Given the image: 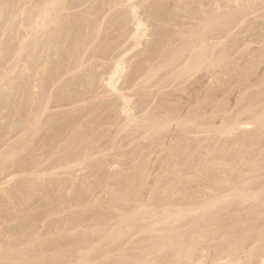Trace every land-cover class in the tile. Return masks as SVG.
Here are the masks:
<instances>
[{
  "label": "rangeland",
  "instance_id": "rangeland-1",
  "mask_svg": "<svg viewBox=\"0 0 264 264\" xmlns=\"http://www.w3.org/2000/svg\"><path fill=\"white\" fill-rule=\"evenodd\" d=\"M1 1L2 0H0V3ZM17 1L18 0H13L12 2L10 0V4H8L6 3L7 0H5V8L2 4V6H0L3 7L0 11L5 10L4 12L2 11L3 15L0 12V26L2 25L0 27V30H2L0 31V62L2 63H0V72H3L0 73V87L2 86V88L7 89V91L5 90L4 92V89L2 90L0 88V252L4 253L11 249L9 252L12 254L17 253L16 255L18 259L3 260L0 258V264H16V261L18 264H119L120 262V264H160L161 261V264H178L179 257L177 255V249H173L177 248L174 245L177 241L175 237L179 232L176 231L178 230V226L176 225H179L180 223L178 213L174 212L173 214V211H176L177 206L179 205H176L177 203L175 204V202L181 204V195L184 194L185 196L183 197H186L190 196L189 194L194 195L193 193L196 192L193 191H198L199 179L197 180L196 178L198 174L200 176L202 172L205 176L207 175L211 178V171L216 170L219 172L220 168H218L219 165L217 164H219V160L223 157L221 152L224 149H227L229 144L227 141H229L228 139H230L231 136H233V138L230 142H233L238 131L239 138H242L244 135L248 134L246 132L249 130L251 135L254 136L255 134L254 137H258L256 136V134L258 135V131L256 130L262 123L258 122L260 119L258 120L257 116L260 118L264 114L263 112L262 115H257L258 113H261L262 109L264 110V107L262 108L264 101L261 99H264V94L261 96L260 93L261 89L264 90V0H127L129 2L119 0V3L122 2L121 4H118L117 2L116 4L114 2L117 0H112V2L114 1L112 4H116V6H110V0H108L109 6L106 4L107 0H90V2L89 0H67L66 2L64 1L65 8L67 6L66 10L63 6V11L59 9L60 12L62 11L61 14H68V21L66 15H62L63 20L65 18L67 23L64 24V22H62L61 14H59L56 17L59 16L61 18L59 20L61 21L56 23L59 21L57 19L54 21L56 24L51 23L50 25L49 22L41 21V16L36 17L37 14L34 16V12L37 10L35 7L41 6L42 4L44 5L47 0ZM77 2L81 3L78 4ZM132 2L135 3L137 8L139 5L137 11L138 13L140 12L139 15L141 17L139 15L137 17L141 18V20L144 18L142 22H146V24L142 23L145 24L143 25L145 29H142L143 31L140 30V34L139 32H136V21L133 22L137 17L131 19L137 14L131 13L134 10L132 9L131 11ZM34 4L36 6H34ZM45 5L47 6V4ZM18 8L20 10L15 11V9ZM39 10L38 15H40ZM5 14H8V17H6L7 15ZM131 14L133 17H131ZM18 15L21 16L19 17ZM96 15H98V17ZM9 17L13 18L11 19ZM93 17L94 20L96 18L97 21H99L97 18H101L100 22H103V24L101 25V23L97 21H95V23ZM39 18H41V20ZM4 19H6V21ZM85 20L87 22L92 20L90 23H95L96 25L99 23L102 29H104L101 30L104 32H100L98 24L95 28L97 27L99 31L94 29L96 31L95 33L92 27L95 24L87 25L85 24L87 23ZM35 21L40 25L42 24L41 31L38 29L39 26L36 25L37 23H35ZM1 22L3 23L1 24ZM8 22L9 24H7ZM18 23L19 25H17ZM31 23L33 24V28L31 27ZM60 23H63L62 25L64 26ZM34 24L37 27L34 26ZM50 26L53 27L52 30L54 34H58L57 32L62 29V32H59L62 35L60 36L58 34V36H60V41L57 40L58 46L55 45L56 43L54 41L52 43H49L48 41L47 43L49 45L45 42V35L47 34L45 29L48 31L49 29L51 30ZM61 26L62 28H59ZM35 27L37 29H35ZM43 28L45 29L42 32ZM86 28L89 33L86 32ZM89 28H92L96 36L99 37L97 39L93 34V39H95V41L91 39L93 37L92 35L90 37V34H92L93 31L91 30L92 32L90 33ZM55 29L58 30L55 31ZM81 29H84L85 31H82ZM16 31L18 34H16ZM77 31L82 32L77 33ZM50 32L51 31L48 33L50 34ZM85 32L89 34L88 38L90 37L89 39L94 41H89L86 37V40L89 41V43L86 41L85 43L90 44V42H92L88 47L90 52L85 50L86 47L83 45L85 43H83L82 39L84 36L83 40H85ZM49 34L46 36L50 37L51 35L49 36ZM97 34H100L101 37ZM78 35L81 36L82 39H79ZM55 36V39H58L57 35ZM54 37L51 38L50 41L53 40ZM74 37H77L80 42H82L81 45L85 47L82 46V52L84 49V51H86L85 53H81V45L78 47L80 43L77 41L78 39L76 38V40ZM73 39L79 44H75ZM110 39L113 41L110 42ZM38 40L40 42L39 44ZM117 40L118 42L115 44ZM43 41L44 43H42V45L41 42ZM107 41L111 44H108ZM36 42L38 46H36ZM72 42L75 45L78 44V49L75 47V50H77L76 53L74 50L70 51L72 53L74 52L75 56L77 54L79 57L83 56V58H86V61L84 60L85 58L83 59V66H81L80 69H85L90 67V65H92V68L94 67L97 69V76L95 77L93 75V78L95 77L97 79L95 80V78H91L92 81H90V84L88 85L85 84L86 82H83V78L85 77L86 79L87 76L82 74L83 77H80V71L83 70H80L79 68L78 70L76 69V65L80 66L81 64H79L80 60L77 56L76 58L79 62L77 59L75 60V56L68 51L70 49H68V46H75ZM45 43L47 48H42ZM33 45L34 47L36 46L34 49ZM73 48L71 47V49ZM107 48L108 51H106ZM66 50L68 51V55L71 53L72 57L74 56V59H72L69 55V59L76 61L75 66V62L69 60L66 62L65 59H68V56L65 58V55H63H67V53H65ZM104 51L106 52L103 53ZM80 53L85 55L86 53L87 55L89 54L88 58L85 55L80 56ZM31 54L32 58H30ZM103 54L106 55L104 56ZM195 54H200V56H202L201 59L199 60V58H195ZM39 55L42 56L41 58L44 60L46 59L45 62L43 59V61L41 58L39 59ZM198 55L197 57H200ZM63 58L65 59L63 60ZM25 59L26 61L24 62ZM32 59L35 60L32 62L29 61ZM39 60H41V64H37ZM62 60L64 62H62ZM118 61H121V63L124 64V67L122 68L125 69L123 70L121 68L123 70L122 72L121 69H119L120 71L117 74L121 72L120 74H122V76L119 77L117 75L114 82L117 81V83L115 82L117 87L121 86L120 89L119 87L117 88V92L119 90L122 92L123 90L122 93L125 94H121L120 92H118L120 94H117V92H115L116 90H113V88L116 89V87L107 85L109 84L107 79L110 74H112L111 72L114 71L113 68ZM23 62L24 65H22ZM62 63H67L68 67H65V64L62 65ZM22 66H24V68ZM34 66L35 68H32ZM37 66L39 68H37ZM73 66L76 68H72ZM137 67L140 68L138 69ZM22 68L24 72H22ZM94 68L92 70L91 67L90 69L87 68L88 70L86 69L82 73L85 72L84 74H86L87 71L90 72L89 70L93 72ZM19 70H21L20 73ZM29 70L32 72L30 71V73H27ZM35 70L39 75L36 74L37 72H35ZM92 72H90V75L93 73L96 75V70L95 72ZM87 75L90 76L89 73ZM9 77L16 80L13 79L12 81ZM33 77L37 78L34 80ZM86 81L88 83V78ZM5 85L8 88H5ZM86 85L88 86V90H92L85 91V88L87 87L84 86ZM93 85H95L96 88L95 86L93 87ZM14 86L17 88L15 87L16 89H14ZM212 87L213 90L211 89ZM197 88H199V91L201 92H197ZM92 91L94 92L91 93ZM210 91L212 93L211 95ZM21 92H23V94ZM78 93H82V95H79ZM187 93V96L190 98L192 95H198L195 96L196 99H193L194 96H192V99L188 97L187 100ZM214 93L217 94L214 96ZM9 94L12 95L11 99L9 98ZM71 95H75L74 98L78 99H73ZM121 95L124 97L126 95V99H129L130 97L131 100L127 99L124 101L125 98L123 99ZM224 95H227L225 96L226 98ZM79 96L82 97L80 98ZM4 97L7 98L5 99ZM44 97H47V103H42V105L39 106L42 101L45 102V99L41 100ZM198 97L201 98H199L196 103L191 102L197 100ZM189 99L191 101H189ZM202 99H206V101ZM214 99L217 101L216 103L214 102ZM223 99L229 101L230 105H228L229 103L226 104L229 107L225 104L223 106L224 102H221ZM219 100L221 103L218 105L217 111L215 109L213 110L215 112H213L211 110L213 108L211 107L215 108L219 103ZM199 101H204L208 107H206L204 103H198ZM4 102L7 103V105H4ZM126 102L130 103V109ZM206 102H209L210 104ZM199 104L200 106L203 104V106H205L204 108L207 110L204 109L203 106L200 108ZM124 105H126V108L133 114L130 115L131 112L129 111V113L127 109V112L123 110L125 109ZM182 105L184 107L186 106V108L183 107L185 109L184 112L183 110L181 112ZM6 106L8 108H6ZM192 106H194L195 109L192 108ZM195 106H199L197 107L198 110L206 112L205 114L202 113L203 117H205L206 114L213 116L218 111H220L218 113L220 114L222 109L224 113H221L222 117H219L221 114L219 116H214L217 119V122L214 121L217 125L216 126L213 122H210L213 119L215 120L214 117H212V119L209 116L210 120H206L202 115L195 114V116H198V119L196 118V120H194V113L197 112L195 111L197 109ZM132 107L134 109H132ZM176 107L177 109L175 110ZM238 107L243 109V111L241 110V112H243L241 115L242 118L238 113L240 110L237 111L239 109ZM224 108L225 110L229 109L230 112L228 111V113L230 114L227 112L225 113ZM251 108L253 109L252 111ZM34 110H38L39 112H35ZM123 111L129 113V115ZM207 111L209 113H207ZM235 111L240 119H242L243 124L245 121L243 128V125L241 127L239 126L242 122L240 123L237 121L239 118L237 119L236 116L238 117V115H233L235 116L234 119H231L232 116H229L234 114ZM175 112H177L180 117H178L179 115ZM189 112H191V115L194 117L191 116ZM197 113H200V111ZM185 114L186 118L189 116H191V118L193 117L192 119L197 122L201 133L198 131V133L195 134V130L198 129V127L195 125V122L193 123L192 120H189L190 117L187 118V122H184ZM227 114L229 116V118H227L232 122L227 118L226 121L222 122V118L226 117ZM34 115H38L39 118ZM199 116H201L200 121L202 120L201 123L203 122V124L198 122ZM255 118L258 121H256ZM157 120H159L158 122L160 123H158ZM160 120L162 122L166 121V123H161ZM205 120L207 124L208 121L210 122V126L213 124L211 126V130L213 131H208L211 127H209V124L207 125L204 123ZM233 120H236L237 122ZM179 121L180 123L183 121L186 125L183 127V123L181 125ZM250 121L252 122V126L250 125ZM221 123L223 125H221ZM247 123L249 127H246ZM178 124H180V126ZM204 124L208 126L205 125V129L206 127L208 128L206 131L204 129L205 132L201 129ZM235 124L237 130H234V134H236L234 136L230 132V130L233 131L230 127ZM255 124L260 126L256 129L257 125L255 126ZM191 125H194L193 129L195 132H193L196 136H191L193 132L191 133L190 131L192 130L189 129L190 133L188 132L189 134H186V130L189 128L187 126ZM219 126H225V129L228 127L229 129L227 128V131L229 130L228 133L231 134H228L230 137L226 136L227 132L225 129L223 132L220 130L221 133L226 134L224 137V134L221 135V137L224 138V142L226 141L228 143L225 145L226 148L218 145L219 142L220 144L221 141L223 142L222 138L218 137L216 140L217 136H220V133L218 134L214 132V127H217V130ZM178 127H180V130L177 129ZM252 127H254L255 130H253L254 128L251 129ZM182 128H186V130H183ZM219 128L223 129V127ZM249 128L253 130V132ZM190 129H192V127ZM262 129H264V127H262ZM255 131L256 133H254ZM181 132L182 135H186H183L184 138L181 135ZM79 133L82 135L80 134V137L78 138ZM213 134H215L214 138L216 137L215 140H213L215 142L217 141V143H214L211 138L213 137ZM187 135L192 138L190 139L191 142L188 141L187 144L194 143V146L191 145L192 148H188V144L185 149L183 146H186V144L183 145L185 142L182 144L181 141L182 139H187ZM199 135L201 138L200 140H204L201 142L199 139L194 141L193 137L196 139ZM201 136H204V138ZM208 136H211L210 139L212 141L208 139ZM246 137L243 138L244 141L242 139L239 140L241 143L243 141L242 144L237 141V143L240 144H237L238 147L233 143L234 148L233 144H230L232 147H228V149L230 148L231 150L236 147L240 149L239 146L241 147L245 142L247 143L251 140L250 143H245L246 147L245 144L243 145L244 150L242 153L248 154L249 152L250 154L251 151V154H254L256 155L255 157L259 158L260 154L254 153L252 147L253 144H255V146L257 145L256 142L253 143L252 141L257 140L258 138L256 139L251 136L255 140L251 138L249 140V138H247L248 141H246ZM179 138L181 140H179ZM205 138L207 139L205 140ZM236 140L238 139L236 138ZM204 141H208V143L211 141L210 144H214H212L213 146L211 147V145L206 142V146L207 144L210 145V147L207 146L210 150L205 147L212 157L209 156L207 152L204 153L205 155L207 153L209 158L207 155L204 156L203 151L205 150H202L201 147V149H199V146H202ZM224 142L222 144H225ZM257 142H261L260 139ZM178 143L180 145L182 144L181 146H178L181 148L183 147L184 149H180L175 145ZM249 144H252V146ZM174 145L176 147H174ZM259 145L260 147L258 148ZM204 146L202 147L204 148ZM217 146H219L220 149L216 148ZM173 147L175 150L171 149ZM221 147L224 148L222 151ZM250 147H252V149ZM261 147V144L256 146L258 150H261ZM213 148H216V150ZM190 149L198 150L199 152L202 150L201 152L203 155H200L201 152L198 153V151L196 154L195 151H191ZM211 149L217 151V153L215 152L216 154H213L214 151L211 153ZM228 149L224 151L230 153V150ZM236 149L233 150V152L236 151L234 152V155L240 151ZM242 149L243 148L241 147V151ZM165 150H167L166 153ZM245 150L246 152H244ZM258 150L256 149L257 152ZM224 151L222 153H224ZM171 152L172 154H170ZM189 152H193V156L195 155L197 160L191 155V153L189 154ZM218 153H220L221 156L219 160L213 158V156H217ZM226 153L223 155L224 159L226 158L229 163L227 165L228 167L225 165L226 160H223L225 163H220V167L221 165L223 167L224 164V167L229 171L233 167V164H239L238 166H240L239 162L243 159L244 161L242 162L244 166L242 165V168L244 169L241 167H239V169L236 168L237 172L240 170L244 171L247 166L249 167V164H252L253 167L256 165L254 160L257 161V158L255 159V157L250 160L251 162L244 163L247 162L245 159L248 160L247 157L245 158L246 154L245 156L243 155V158L240 156L242 155L241 152H239L240 155H237H239L242 160L241 158L238 159L239 157L236 155L237 162L236 160H233L236 156L231 157V154L233 155L232 152L231 154ZM79 154H81V156H79ZM251 154L249 156L253 157L254 155L252 156ZM74 156H76V158ZM167 156L170 158L167 159ZM185 156L187 159H185ZM189 156L190 158L193 157L192 159L193 161L195 160L194 162L198 163L199 159L200 162L194 165V162L190 158V160L188 159ZM203 156L204 158L206 157L210 159L211 157V159H213L216 163V165L213 164L215 165V169L213 167V170L212 168L210 169L213 165H211L212 163H209L210 161L208 159H204L206 162H202ZM227 157H231V160H228L229 158L227 159ZM176 160L177 162L180 161V165L175 162ZM183 160L186 162V165L189 166L185 167V165H183L185 163L181 162ZM32 161H35V164H33ZM213 161L211 160V162ZM231 161L232 163L230 164ZM188 162H190V164ZM257 162L258 164L261 163L259 160ZM172 163L175 164V166ZM176 164L179 168L182 165L181 171L184 169L185 176L181 171L180 172L183 176L180 173L177 174L179 169L176 168ZM197 165L200 166L201 172H197L195 175V173H193L194 169L195 171H200ZM206 165H211L208 167L211 170L210 174L207 171L208 168ZM229 165L232 167H229ZM190 166L193 168L192 171ZM196 166L197 169L195 168ZM224 167L221 168L222 173L226 171ZM232 169L234 170V168ZM233 170L231 171L234 175L230 173V176H235L240 173ZM190 172H192V176L190 175ZM206 172L208 173L205 174ZM220 173H215V175ZM215 175L213 176L214 178L217 177ZM193 177L194 179H192ZM201 178V181L208 180L204 176ZM183 179H187V182L185 183ZM215 179L211 178L209 181H214ZM191 180L193 181L191 182ZM169 181L172 183V185L170 184L169 186L170 188L172 187L171 189L167 186L169 183L166 184ZM203 182L200 183L201 185L199 184V187L202 186L201 188H203ZM178 187L179 189L181 188L180 191ZM185 190H187V192ZM170 201L174 206L173 208H176L170 210L172 211V214L164 209L166 206L167 208L170 207ZM164 204H166V206ZM170 208H172V206ZM152 209H155L154 212L150 211ZM151 212L156 214L151 215ZM165 212L167 213L166 215ZM148 213H150V215ZM176 213L178 216L175 215ZM123 218L131 221L129 222L125 220L126 222L124 221V223L126 224L120 223V220L123 222ZM177 221L178 223H176ZM127 222L129 223L127 224ZM131 222L134 223L131 224ZM129 224H135V226L133 227ZM117 226L118 229L113 230V232L112 229ZM130 226L132 228H129ZM123 227L127 228L125 229ZM165 228L166 230H164ZM172 228H174L172 230L174 232H171L170 229ZM26 232L29 234H26ZM32 233H34L32 237H36V239L39 236L40 237L36 241L34 238L33 241L31 240ZM104 233L106 236H103ZM108 235L109 237H107ZM159 235L163 237L165 236L163 239L169 238L166 237V235H170V237L175 238L176 241H170L173 244L170 245V243L168 247V244H164L165 242L162 243L164 240ZM28 240L29 244L27 243ZM13 241H18V243ZM31 241H33V244H37V246L39 244H42L43 246L40 247L39 245L37 249V246H34L33 244L30 245ZM167 241H169V239ZM22 242L24 244L26 243V250L28 248L27 245H29L27 250L29 253H26ZM16 245L19 246L16 247L18 250L15 252L14 246ZM32 245L36 248L32 247ZM23 250H25V253L22 252ZM41 251L43 252V255ZM81 253L86 255L83 254L82 256ZM81 257H83V260H80Z\"/></svg>",
  "mask_w": 264,
  "mask_h": 264
},
{
  "label": "bare ground",
  "instance_id": "bare-ground-1",
  "mask_svg": "<svg viewBox=\"0 0 264 264\" xmlns=\"http://www.w3.org/2000/svg\"><path fill=\"white\" fill-rule=\"evenodd\" d=\"M12 2H13V0H11ZM15 1V0H14ZM18 1H20V0H18ZM17 1V2H18ZM22 1V0H21ZM26 1V0H25ZM46 1V0H45ZM67 1V0H47V2L46 3H44V5H43V7H42V5L41 6H37V7H35V9H37V10H35L36 12H34V16L37 14V16L36 17H39V16H41L42 17V20H41V18H39L41 21H44V22H49V25L51 24V23H55L54 21H56L57 19L59 20V19H61L62 18V15L64 16V15H66V19H67V21H68V17L69 16H67L68 14L67 13H64V14H61V12L63 11V7L65 8V6H64V4H65V2ZM96 1V0H95ZM94 1V2H95ZM97 1H99V0H97ZM101 1V0H100ZM111 1V2H110ZM109 2L111 3L110 4V6L111 5H115L116 6V4L118 3V4H121V3H119V0H117V1H113L114 3H116V4H112L113 2H112V0H110ZM120 1H122V0H120ZM124 2H126L127 0H123ZM130 1H132V0H130ZM160 1V0H159ZM193 1V0H192ZM3 2V3H2ZM5 2V0L3 1H1V3H0V6H4L6 3H8V4H10L9 2H10V0H7V2L6 3H4ZM23 2V1H22ZM28 2V1H27ZM83 2V1H82ZM89 2H90V0H89ZM92 2V1H91ZM104 2V1H103ZM102 2V3H103ZM127 2H129V1H127ZM36 3V2H35ZM78 3V2H77ZM81 3V2H80ZM80 3H78V4H80ZM84 3V2H83ZM2 4V5H1ZM22 4H24V3H22ZM45 4H47V6L45 5ZM85 4V3H84ZM93 4V3H92ZM98 4V3H97ZM106 4L108 5L109 3H108V0L106 1ZM136 4H138V3H136ZM158 4V3H157ZM160 4V3H159ZM164 4H166V3H164ZM19 5V4H18ZM26 5V4H25ZM91 5V4H90ZM101 5V4H100ZM133 5V6H132ZM154 5H156V4H154ZM12 6V5H11ZM29 6V5H28ZM34 6H36L35 4H34ZM44 6H45V8H44ZM63 6V7H62ZM97 6V5H96ZM95 6V7H96ZM103 6V5H102ZM106 6V5H105ZM109 6V5H108ZM107 6V7H108ZM135 3H131V11H132V9H134L131 13H137V14H135V16H134V18H131V19H135V17H137L138 15H139V13H138V8H139V5H138V8H137V6H135ZM7 7V6H6ZM18 7V6H17ZM17 7H15V8H17ZM23 7V6H22ZM38 7H39V9H38ZM69 7V6H68ZM113 7V6H112ZM111 7V8H112ZM3 7H0V9H2ZM4 8H5V6H4ZM11 8V7H10ZM13 8V7H12ZM19 8H20V6H19ZM15 9V11L16 10H20V9ZM34 8V7H33ZM44 8V9H43ZM66 8H67V6H66ZM66 8H65V10H66ZM59 9L60 10H62L61 12L59 11ZM104 9V8H103ZM25 10V9H24ZM23 10V11H24ZM31 10V9H30ZM38 10L40 11L39 13H40V15H38ZM56 10V11H55ZM58 10V11H57ZM87 10V9H86ZM3 12L5 11V10H2ZM2 11H0L1 13H2ZM22 11V10H21ZM34 11V10H33ZM85 11V10H84ZM96 11V10H95ZM135 11V12H134ZM11 12V11H10ZM29 12V11H28ZM59 12V13H58ZM81 12H83V11H81ZM100 12H102V11H100ZM14 13V12H13ZM13 13H11V14H13ZM58 13V14H57ZM99 13V12H98ZM105 13H106V11H105ZM104 13V14H105ZM174 13V12H173ZM10 14V15H11ZM17 14V13H16ZM19 14V13H18ZM32 14V13H31ZM59 14H61V18L59 17H56L57 15H59ZM85 14V13H84ZM97 14V13H96ZM122 14V13H121ZM2 15H3V13H2ZM5 15H7L6 17H8V14H5ZM13 15H15V14H13ZM12 15V16H13ZM21 15H23V14H21ZM20 15V16H21ZM33 15V14H32ZM81 15V14H80ZM92 15V14H91ZM99 15H101V14H99ZM103 15V14H102ZM19 16V15H18ZM19 16V17H20ZM33 16V17H34ZM71 16V15H70ZM83 16V15H82ZM97 17H98V15H96ZM104 16V15H103ZM105 16H106V14H105ZM140 16V15H139ZM153 16V15H152ZM174 16V15H173ZM2 17V16H1ZM5 17V18H6ZM28 17V16H27ZM128 17H129V15H128ZM131 17H133L132 16V14H131ZM141 17V16H140ZM9 18H11V17H9ZM13 18V17H12ZM11 18V19H12ZM31 18V17H30ZM130 18V17H129ZM142 18H143V16H142ZM21 19V18H20ZM23 19V18H22ZM33 19V18H32ZM38 19V18H37ZM99 21H97L96 20V18H95V20H94V17H93V20H94V22L95 21H97V22H99V23H101V25L103 24V22H100V20H101V18L99 19V18H97ZM144 19V18H143ZM142 19V20H143ZM5 21H6V19H4ZM33 20H35V19H33ZM40 20H39V22H40ZM62 20H63V18H62ZM88 20V19H87ZM142 20H141V18H139V17H137L136 18V20H133V22L134 21H136V24H135V26L137 27L136 28V32H139V34H140V30L141 31H143L145 28H144V26L143 25H145L146 24V22H142ZM176 20V19H175ZM0 21H1V19H0ZM3 21V20H2ZM29 21H32V20H29ZM38 21V20H37ZM61 20H59V21H57L56 23H58V22H60ZM90 21H92V20H89L88 22L85 20V22H87V23H85V24H92V23H90ZM104 21V20H103ZM108 21V20H107ZM128 21V20H127ZM18 22V21H17ZM16 22V23H17ZM23 22V21H22ZM62 22H64V24L65 23H67L66 22V20H65V18H64V20L62 21ZM3 22H1V24H2ZM4 23H6V22H4ZM21 23V22H20ZM35 23H37L36 25L37 26H39L38 27V29H40V31H41V25L40 24H38V22H36L35 21ZM55 23V24H56ZM96 23V22H95ZM95 23H93L92 25H94ZM98 23V24H99ZM142 23H145V24H142ZM7 24H9V22L7 23ZM14 24H15V21H14ZM52 24V25H53ZM61 25L63 24V23H60ZM98 24L96 25H94V26H92L93 27V30L95 29L96 31L99 29L100 30V32L102 31V30H104V29H102V27H101V25L99 24V28L97 29V27L95 28V26H98ZM4 25V24H3ZM13 25V24H12ZM17 25H19V23L17 24ZM21 25V24H20ZM31 27L33 28V24L31 23ZM35 24H34V26H36ZM51 25V26H52ZM2 26V25H1ZM0 26V27H1ZM30 26V25H29ZM36 26V27H37ZM50 26V27H51ZM59 26V25H58ZM62 26H64V25H62ZM62 26L61 27H59V28H62ZM81 26V25H80ZM142 26H143V28H142ZM23 27H24V25H23ZM28 27V26H27ZM35 27V29H37ZM56 27V26H55ZM82 27V26H81ZM80 27V28H81ZM91 27V26H90ZM17 28V27H16ZM52 28L53 27H51V30L49 29V31H51L52 32V34H51V32H50V34L48 33L49 31L48 30H46L45 28H43L42 29V32L44 31V29H45V32L47 31V34H49V36L51 37V38H53L55 35H57V37H58V39L56 38L55 39V37H54V39L53 40H51L50 41V37H47L46 35V33H43V34H46L45 35V39H46V43L49 41V43L51 42H55L54 44L56 45V46H58L57 44H58V41L57 40H59V37L62 35L61 33H59V32H62L61 30L60 31H58L57 33L60 35V36H58V34H54L53 33V30H52ZM58 28V27H57ZM141 28V29H140ZM8 29H10V28H8ZM7 29V30H8ZM11 29H12V27H11ZM25 29V28H24ZM85 29V28H84ZM83 29V30H84ZM90 30V33L93 31L92 30V28H89ZM102 29V30H101ZM143 29V30H142ZM31 30V29H30ZM32 30H34V29H32ZM58 29H55V31H57ZM80 30V29H79ZM82 30V29H81ZM82 30V31H83ZM86 30H87V28H86ZM92 30V31H91ZM94 30V31H95ZM98 30V31H99ZM138 30V31H137ZM0 31H2V30H0ZM18 31V30H17ZM17 31H16V34H18L17 33ZM36 31V30H35ZM39 31V30H38ZM37 31V32H38ZM54 31V32H55ZM82 31H77V33L78 32H82ZM85 31V30H84ZM94 31L92 32V34H90V37H91V35L93 36V34H94V36H96V31H95V33H94ZM6 32H8V31H6ZM11 32H12V30H11ZM19 32V31H18ZM32 32V31H31ZM86 32H88V30L86 31ZM84 33V34H86L85 35V40H83L84 39V36H83V39H82V34H81V36H79V39H82V41H83V43H85V41L87 42V43H89V41L91 40V39H93L94 38V36L91 38V39H89L88 38V33ZM99 32V33H100ZM102 32H104V31H102ZM136 32H135V34H136ZM145 32V31H144ZM143 32V33H144ZM3 33V32H2ZM22 33V32H21ZM56 33V32H55ZM105 33H106V31H105ZM142 33V32H141ZM146 33V32H145ZM7 34V33H6ZM23 34H24V32H23ZM27 34V33H26ZM29 34V33H28ZM80 34V33H79ZM101 34V33H100ZM100 34H97V35H100ZM1 35V34H0ZM54 35V36H53ZM44 36V35H43ZM77 36V35H76ZM136 36H137V34H136ZM135 36V37H136ZM81 37V38H80ZM86 37H87V39L89 40V41H87L86 40ZM100 37H101V35H100ZM1 38H2V36H1ZM42 38V37H41ZM75 39L77 38V37H74ZM95 38H99L98 36H96ZM204 38H206V37H204ZM203 38V39H204ZM211 38V37H210ZM7 39V38H6ZM48 39V40H47ZM78 39V38H77ZM76 39V40H77ZM77 40V41H79V43L78 42H76L74 39V41H75V44L76 43H78L77 45H78V47L81 45V43L82 42H80V40ZM96 39V40H97ZM117 39V38H116ZM36 40V39H35ZM94 41H95V39H93ZM115 40V39H114ZM264 40V39H263ZM3 41V40H2ZM37 41V40H36ZM57 41V42H56ZM60 41V40H59ZM73 41V42H74ZM92 41V40H91ZM94 41H92V42H94ZM110 42L111 41H113V40H109ZM33 42V41H32ZM72 42V44L73 45H75L74 43ZM92 42H90V44L92 43ZM117 42H118V40L116 41V43L115 44H117ZM40 42H39V40H38V44H39ZM42 43H44V41L43 42H41V44ZM46 43L44 44V46H42V48L44 47H46L45 45H46ZM87 43H85V44H87ZM107 43L108 44H111V43H109L108 41H107ZM1 44V43H0ZM36 44V46H38V44H37V42L35 43ZM71 44V45H72ZM85 44H83L85 47H86V49L85 50H88L89 52H90V50L88 49V47H89V45L90 44H87V45H85ZM43 45V44H42ZM47 45H49L48 43H47ZM77 45H75V46H68V51H70V50H74L75 51V53H76V51L77 50H75V47H77ZM83 45H81V53H85L86 51H84V49H83V52H82V46ZM32 46V45H31ZM35 46V47H36ZM83 46V47H84ZM34 47V45H33V49L35 48ZM71 47L73 48V49H71ZM78 47L76 48V49H78ZM84 47V48H85ZM229 47V46H228ZM30 48V47H29ZM47 48V47H46ZM109 48V47H108ZM108 48H107V50L106 51H108ZM33 49H32V51H33ZM37 49V48H36ZM38 50V49H37ZM66 50V52L65 53H67V55L66 54H63V55H65V58H67L66 56H68V59H65V58H63V60L65 59L66 60V62L69 60V61H72V59H74V52L72 53L71 51V53L74 55L73 57H72V54L71 53H69V55L71 56L70 58H72V59H69V55H68V51ZM36 51V50H35ZM79 51V50H78ZM106 51H104L103 53H105ZM38 52V51H37ZM80 52V51H79ZM88 52V53H89ZM28 53V52H27ZM34 53H36V52H34ZM80 53V56H82V55H85V54H81ZM4 54H5V52H4ZM37 54V53H36ZM39 54V53H38ZM90 54V53H89ZM88 54V55H89ZM7 55V54H6ZM35 55V54H34ZM78 55H79V53H78ZM88 55H87V53H86V57L88 58ZM104 55V54H103ZM106 55V54H105ZM104 55V56H105ZM107 55H108V53H107ZM198 55V54H197ZM197 55L195 54V58H199V60L201 59V57L202 56H200V54L198 55V56H200V57H197ZM202 55V54H201ZM263 55V54H262ZM2 56V55H1ZM25 56H26V54H25ZM30 56V55H29ZM29 56H28V58H29ZM40 56V55H39ZM76 56H77V54H76ZM76 56H75V60L78 58L79 60H80V62H79V60L77 59V61L79 62V64H80V66L79 65H76V61L74 60V61H72V62H75L74 63V66L76 65L77 66V68L76 67H72V68H76L77 70H78V68L80 69L81 68V66H83L82 65V62L85 60L86 61V58L84 59L83 58V56L82 57H79V56H77V58H76ZM158 56V55H157ZM42 56H40L39 57V59L41 58ZM159 57H160V55H159ZM25 58V57H24ZM23 58V59H24ZM30 58H32V54H31V57ZM37 58V57H36ZM44 58H46V57H44ZM80 58H82V59H80ZM194 58V59H195ZM43 58H41V60H42ZM84 59V60H83ZM3 60V59H2ZM28 60V59H27ZM35 60V59H34ZM33 59L32 60H29V61H34ZM37 60V59H36ZM41 60H39V62H37V64L38 63H40V61ZM44 60V59H43ZM42 60V61H43ZM46 60V59H45ZM45 60H44V62H45ZM62 60V62H64ZM82 60V61H81ZM88 60V59H87ZM182 60H184V59H182ZM199 60H197V61H199ZM1 61V60H0ZM8 61V60H7ZM23 61V60H22ZM26 61V59L24 60V62ZM29 61H27V62H29ZM38 61V60H37ZM253 61V60H252ZM256 61V60H255ZM9 62V61H8ZM24 62H23V64L22 65H24ZM43 62V63H44ZM78 62H77V64H78ZM260 62V61H259ZM1 63V62H0ZM42 63V64H43ZM68 63H70V62H68ZM139 63V62H138ZM161 63V62H160ZM2 64V63H1ZM4 64V63H3ZM31 64V63H30ZM34 64V63H33ZM32 64V65H33ZM41 64V63H40ZM39 64V65H40ZM45 64V63H44ZM63 64H65L64 66L66 67H68V64L67 63H62V65ZM67 64V65H66ZM121 61H118V62H116V66H114V68H113V70L114 71H112L111 73L112 74H110V79H109V77H108V83L109 84H107V85H111V86H113V87H116V89L115 88H113V90H116L115 92H117V88L119 87V89H120V87L121 86H116L117 84V81H115L114 82V79H116V76L118 75L119 77L120 76H122V74H120L125 68H122V67H124L123 65L124 64H122V66H121ZM151 64H152V62H151ZM5 65V64H4ZM25 65H27V64H25ZM61 65V64H60ZM143 65V64H142ZM250 65V64H249ZM2 66V65H1ZM29 66V65H28ZM31 66V65H30ZM36 66V65H35ZM35 66L34 67H32V68H35ZM85 66V65H84ZM93 66H94V64H93ZM3 67V66H2ZM23 68H24V66H22ZM26 67V66H25ZM43 67V66H42ZM63 67V66H62ZM90 67H91V70L94 68H92V65H90ZM90 67H87L88 69H90ZM95 67H96V65H95ZM98 67V66H97ZM250 67V66H249ZM8 68V67H7ZM6 68V69H7ZM23 68H22V72H24L23 71ZM30 68V67H29ZM37 68H39L38 66H37ZM57 68V67H56ZM87 68H85V69H80V70H83V71H85ZM123 70H122V69ZM138 68V67H137ZM140 68V67H139ZM138 68V69H139ZM143 68V67H142ZM256 68V67H255ZM25 69H27V68H25ZM87 69V70H88ZM119 69H121V72L119 73V74H117L120 70ZM5 70V69H4ZM28 70V69H27ZM32 70V69H31ZM31 70H29V72H27V73H30V71ZM34 70V69H33ZM63 70H65V69H63ZM62 70V71H63ZM79 70V71H80ZM91 70H89L90 72H92ZM95 70H96V72H95ZM174 70V69H173ZM20 71L21 70H19V73H20ZM37 71H38V69H37ZM36 70H35V72H37ZM75 71V70H74ZM83 71H80V77H83V75H85V76H87L86 77V79H85V77L83 78L84 80H83V82L85 83V84H90V81H92V79H94L96 76H97V69L96 68H94V70H93V72H95L96 73V75L93 73V74H91L90 75V72H88L89 73V75L90 76H92V77H90V76H88L87 74V72H86V74H84V73H82ZM138 71V70H137ZM21 72V73H22ZM32 72V71H31ZM34 72V73H35ZM65 72V71H64ZM76 72V71H75ZM78 72V71H77ZM138 72H140V71H138ZM0 73H3V72H0ZM176 73V72H175ZM178 73H180V72H178ZM36 74H38V72L36 73ZM83 74V75H82ZM20 75V74H19ZM39 75V74H38ZM93 75L95 76L94 78H93ZM13 76V75H12ZM25 76H27V75H25ZM29 76V75H28ZM33 76V75H32ZM31 76V77H32ZM161 76V75H160ZM31 77H27V78H31ZM89 77H90V80H89ZM9 78H11V77H9ZM24 78V77H23ZM34 78V77H33ZM35 78H37V77H35ZM35 78H34V80H35ZM87 78H88V83H87ZM92 78V79H91ZM14 79V78H13ZM13 79L11 78V80L13 81ZM24 79H26V78H24ZM97 78H95V80H96ZM10 80V79H9ZM14 80H16V79H14ZM18 80V79H17ZM31 80V79H30ZM7 81V80H6ZM82 81V80H81ZM68 82V81H67ZM82 82V83H83ZM94 82V81H93ZM93 82H91V83H93ZM96 82V81H95ZM106 82V83H107ZM17 83V82H16ZM30 83V82H29ZM35 83V82H34ZM10 84H12V83H10ZM26 84H27V82H26ZM95 84V83H94ZM16 85V84H15ZM28 85V84H27ZM27 85H25V86H27ZM84 86V87H87V88H85L86 90L85 91H87L88 90V86ZM92 86V85H91ZM95 85H93V87H94ZM205 86H207V85H205ZM4 87V86H3ZM8 87H9V84H8ZM8 87H6V85H5V88H8ZM16 86H14V89H16L15 88ZM29 87V86H28ZM217 87V86H216ZM2 90L4 89V88H2V86L0 87ZM25 88V87H24ZM31 88H33V87H31ZM92 88V87H91ZM95 88H96V86H95ZM95 88H94V90H95ZM200 88V87H199ZM199 88H197L198 90H196L197 92L200 90ZM191 89V88H190ZM194 89V88H193ZM206 89V88H205ZM210 89V88H209ZM208 89V90H209ZM212 90H213V87L211 88ZM220 89V88H219ZM5 90L7 91V89H4L3 91L5 92ZM82 90V89H81ZM90 90H92V89H89L88 91H90ZM202 90V89H201ZM263 89H261V96H262V94H264V90L262 91ZM24 91V90H23ZM80 91V90H79ZM84 91V92H85ZM121 90H119L118 92H120ZM10 92V91H9ZM20 92V91H19ZM78 92V91H77ZM76 92V93H77ZM83 92V91H82ZM94 91H92L91 93H93ZM117 92V94H125V93H122L123 92V90H122V92H120V93H118ZM192 92V91H191ZM194 92V91H193ZM196 92V93H197ZM199 92H201V91H199ZM213 92V91H212ZM263 92V93H262ZM1 93H2V91H1ZM11 93V92H10ZM22 94H23V92H21ZM75 93V94H76ZM87 93H90V92H87ZM209 93V92H208ZM226 93V92H225ZM228 93V92H227ZM21 94V95H22ZM79 95H82V93L80 94V93H78ZM84 94V93H83ZM85 94H86V92H85ZM84 94V95H85ZM212 93H211V91H210V95H211ZM217 94V93H216ZM215 93H214V96L216 95ZM4 95V94H3ZM10 95V94H9ZM17 95V94H16ZM83 95V96H84ZM188 95V93L186 94V96ZM198 95V94H197ZM197 95H192V96H194V98L191 96V98L189 97V96H187L186 98H187V100H188V97L190 98V99H196V97L195 96H197ZM210 95H209V97H210ZM260 95V94H259ZM7 96V95H6ZM11 96L12 95H10V99H11ZM14 96V95H13ZM27 96V95H26ZM72 96V95H71ZM78 96V95H77ZM77 96H76V98H77ZM122 96V95H121ZM222 96V95H221ZM225 96H227V95H224V97ZM15 97H17V96H15ZM23 97V96H22ZM21 97V98H22ZM70 97V96H69ZM73 97V99H75L74 97H75V95H73L72 96ZM72 97H70V98H72ZM80 98L82 97V96H79ZM126 95H125V97L124 96H122V98L124 99V101L125 100H127L126 99ZM208 97V98H209ZM212 97V96H211ZM264 97V96H263ZM5 98V97H4ZM7 98V97H6ZM5 98V99H6ZM14 98V97H13ZM47 98V97H46ZM45 97L44 98H42L41 100H44L45 99V102L44 101H42L41 103H40V105L39 106H41L42 105V103H44V104H46L47 102H46V99ZM68 98V97H67ZM69 98V99H70ZM199 98H201V97H198L197 98V100H193V101H191L190 99H189V101H191V102H197L198 100H199ZM203 98V97H202ZM226 98V97H225ZM261 98V97H260ZM4 99V100H5ZM9 99V100H10ZM78 99V98H77ZM77 99H75V100H77ZM206 99H207V97H206ZM206 99H202V100H204V101H206ZM229 99V98H228ZM263 101H264V99L263 98H261ZM261 99H260V101H261ZM8 100V99H7ZM128 100H131L130 99V97H129V99ZM186 100V99H185ZM2 101H3V98H2ZM18 101V100H17ZM48 101V100H47ZM183 101V100H182ZM198 102V103H204L205 104V102ZM226 101V102H225ZM129 102V101H128ZM128 102H126V103H128ZM190 102V103H191ZM209 102H210V99H209ZM209 102H206V103H208V104H210ZM214 102L216 103L217 101H215V99H214ZM219 103L215 106V108L214 107H211V108H213V109H211L212 111L213 110H215L216 109V111H217V109H218V105L222 102H224L223 103V106H224V104L226 105V104H228L229 103V101L228 100H221V102H220V100L218 101ZM5 103V102H4ZM4 103H2V104H4ZM11 103V102H10ZM125 103V104H126ZM143 103V102H142ZM212 103H213V100H212ZM264 103V102H263ZM1 104V105H2ZM14 104V103H13ZM130 103H128V105H129ZM4 105H7V103H5ZM10 105H12V104H10ZM147 105V104H146ZM211 105H215V104H211ZM210 105V106H211ZM228 105H230V103L228 104ZM125 106V109H123V110H125L126 111V105H124ZM178 106V105H177ZM191 106V105H190ZM199 106H200V104H199ZM199 106H195L196 108L197 107H199ZM202 106H203V104H202ZM202 106H200V108L202 107ZM205 106L206 107H208L206 104H205ZM205 106H203V108L205 107ZM227 106V105H226ZM225 106V107H226ZM5 107V106H4ZM128 107V106H127ZM184 106L182 105V109H181V112H182V110H183V112L185 111V109L184 108H186V106L183 108ZM227 107H229V106H227ZM264 107V105L262 106V108ZM1 108H2V106H1ZM6 108H8L7 106H6ZM10 108V107H9ZM124 108V107H123ZM129 109L131 108L130 107V105H129V107H128ZM171 108V107H170ZM192 108H194V106H192ZM221 108V107H220ZM223 108V107H222ZM230 108H231V106H230ZM239 108V107H238ZM261 108V109H262ZM12 109V108H11ZM38 109V108H37ZM40 109V108H39ZM121 109V108H120ZM132 109H134L133 107H132ZM177 109V107L175 108V110ZM179 109V108H178ZM195 109V108H194ZM193 109V110H194ZM204 109H206V108H204ZM209 109V108H208ZM227 109V108H226ZM36 110V109H35ZM34 110V111H35ZM170 110H172V109H170ZM188 110V109H187ZM186 110V111H187ZM191 110V109H190ZM192 110V111H193ZM207 110V109H206ZM221 110V109H220ZM224 110H225V108H224ZM237 110V109H236ZM240 110V111H239ZM241 110L243 111V109H241V108H239L237 111H239L238 113H239V115L241 116L242 115V113L243 112H241ZM253 109L251 108V111H252ZM263 110V109H262ZM261 110V113L259 114H257V115H262V113L264 112V110L262 111ZM34 111H33V114H34ZM125 111H123V112H125ZM127 111L129 112L130 110H128L127 109ZM126 111V112H127ZM173 111V110H172ZM195 111H200V113H194V112H192V113H194V116H195V114H198V115H202V113L203 114H205L206 112L204 111V112H202L201 110H198V108L195 110ZM209 111V110H208ZM207 111V113H209ZM228 111L230 112V110L228 109V110H225V113L227 112L228 113ZM13 112V111H12ZM35 112H39L38 110L37 111H35ZM125 112V113H126ZM131 112V111H130ZM129 112V113H130ZM178 112V111H177ZM177 112H175V113H177ZM180 112V111H179ZM211 112V111H210ZM213 112H215V111H213ZM220 111H218V112H216L213 116H210V115H208V114H206V116L205 117H203V115H202V117L204 118V119H209L210 120V117L212 118V117H214V116H219L222 112L224 113V111H223V109H222V112L220 113V114H218ZM241 112V113H240ZM31 113V112H30ZM129 113H126V114H128L129 115ZM222 113V114H223ZM234 113V112H233ZM237 112L235 111V113L234 114H231V115H229L230 117H231V119L233 118L234 119V117L235 116H233V115H235ZM36 114V113H35ZM38 114V113H37ZM131 114H133L132 112L130 113V115ZM178 114V113H177ZM189 114L191 115V112H189ZM222 114H221V116H219V117H222ZM228 114H230V113H228ZM228 114H227V116L226 117H223L222 119H223V121L222 122H224V121H226L228 118H229V116H228ZM179 115V114H178ZM236 115H238V114H236ZM239 115H238V117L236 116V118L238 119H240V117H239ZM35 117H38V115H34ZM189 116V115H188ZM191 116H193V115H191ZM191 116H189L190 117V119L189 120H192V122L194 123L195 121L194 120H196V118L198 117L197 115L195 116V118H191ZM208 116V117H207ZM210 116V117H209ZM224 116H225V114H224ZM253 116H254V114H253ZM178 117H180V115L178 116ZM189 117H187V118H189ZM201 116H199V121L198 122H200L201 123V121H200V118ZM218 117V118H219ZM228 117V118H227ZM258 117V118H257ZM256 118L259 120H257L256 118H255V120L256 121H258L259 123H262L261 124V129H260V127L257 125V124H255V126H256V129H257V127H259L256 131H258V135L256 134V136H258V137H254L255 136V134L254 133H256V131L254 132V133H252V134H254V136L253 135H251V133H250V131L248 132L247 130V132L246 133H248V134H246V135H244L245 137L248 135V136H250V137H246V139L247 138H249V140H250V138L251 139H253V140H255L254 138H258L257 140H255V141H252L253 143H257V145L258 144H261L262 145V147H261V150L259 151L258 150V148L260 147V145L258 146V148H256V146H255V144H253V146H252V144H249V145H251L252 147H253V152L254 153H259L260 154V157L259 158H257V157H255L256 155H254V154H251V151H250V154L253 156V157H251V156H249L250 154H249V152H248V154H246V153H242L243 152V150H244V147H243V145L246 143H244L243 145H241V147L243 148L242 149V151H241V147L239 146V148L240 149H238L237 147V144L238 145H240L239 143H241L239 140H243L244 141V139L243 138H245L244 136L242 137V138H239L240 136H238V132L236 133V131H235V133L237 134H234V130L236 129L237 130V126H236V124L234 125V126H236V127H234V126H232V127H230L231 129H233V131L232 130H230V132H231V134H233L238 140H236V138L234 137V139H233V142L231 143L230 142V140L233 138V136H231V138L230 139H228L230 136L229 135H231V134H229L228 132H229V130L227 131V128L225 129V126H219V127H223V129H221V128H219L218 127V129H219V131H218V129L216 130V128L214 127V132H216V133H220V136L218 135V134H216V135H218L217 136V138H216V140L218 139V137H220V138H222L221 137V135H223L224 133H221L220 132V130L223 132V130L225 129V131L227 132H225L226 134H224L223 135V137L226 135V136H229L227 139L229 140V141H225L224 142V138H222V140H223V142L225 143V144H222L223 142L220 140V138H219V140L221 141V144H220V142H219V144L218 145H220V146H222V147H225V145H227L228 144V146H227V149H228V147H232V146H230V144H235V146H237L235 149L236 150H240L239 152H241V154L242 155H240V153L238 152V153H235V155H234V152H236V151H234L233 152V150H235V149H233L234 148V144H233V150L231 149L230 150V148L228 149V150H230V153H228V154H231V152L233 153V155L231 154V157H235L237 154H239L240 156H242L243 157V155L245 156V154H246V156H245V158L247 157V159L248 160H246L245 159V161H247V162H244V163H248V162H251L250 160H252L254 157H255V159L258 161H260L261 163H259L258 164V162L257 161H255L254 160V162H256V165L253 167V165L251 164H249V167L247 168L246 167V171L244 170H240V171H236V168L237 169H239V167H241L242 168V165L244 166V164H243V162L242 161H244V159L242 160V158L241 157H239V155H237L239 158L238 159H240L241 158V160L242 161H240L239 163H240V166H238L239 164H235L236 165V167H235V165L233 164L232 166L231 165H229V167H232V168H234V170L231 168V170H233V171H236L237 173H239L238 175L236 174V172H235V176H233L234 174L232 173V171L230 172L229 170H227V168L226 167H228L227 165L229 164L228 163V161L226 160V158L224 159V153H226L225 151L227 150V149H224V148H222L221 149V151L223 150L224 151V153H222L221 152V154H222V156L223 157H221L220 156V153H218V158H217V156L216 155H214L213 156V158H215V159H218L219 160V158L221 157V160H219L220 162H219V164H217V165H219L218 166V168H220L219 169V172L218 171H216V170H214V171H211L210 169L213 167H215V165H216V163L213 161V159H211V155H210V153L209 152H207V150L205 149V147L206 148H209L210 147V145H211V147L214 145L213 143V145L212 144H210L211 143V141L214 139L215 140V138H214V136H215V134H213L212 136L213 137H211V136H208L207 138L208 139H210V137L212 138V140L208 143V141H206L208 144H210V145H208L207 144V146H209V147H207L206 146V142H205V144H204V142H203V145L202 146H204V148L202 147V146H199V149H201L202 148V150L204 149L205 151H203V154H204V156H206L207 155V157L209 158V156H211L210 157V159H208V158H204V156H203V158H202V162H206L204 159H208L209 161V163L211 164V165H213V164H215V165H213V166H211V165H206L207 166V168L209 167V166H211L210 167V169L208 168V172H209V174H210V171L213 173V172H215V173H220V171L222 170L221 168H223L224 167V164H223V167H222V165H221V167H220V163L222 162H224L225 163V161H223V160H226V163H225V165H226V167H224L225 169H226V171H224L223 173H222V171H221V173L220 174H217V175H215V173H213L215 176H217V177H213L214 175L211 173V175H212V177L211 178H213V179H215L214 181H209L211 178L210 177H208L207 175L205 176L204 175V173H202L201 172V169H200V166H198V169H200V171L198 170V171H195V169H194V171H193V173H195V175H196V173L197 172H201V177H206V179H208L207 181L206 180H203V181H205V182H203V181H201L202 180V178L199 176V174L196 176V178H197V180L199 179V183H198V191H193V192H196V193H193L194 195H191V194H189L190 196H186V197H183V196H185L183 193V195H181L182 197H181V204L180 203H178V202H175V204L176 205H178L177 206V209L176 208H173L174 206H173V204H171V201L169 202L170 203V207L172 206V208H167V206H166V204H164L166 207L164 208L167 212H170V214H172L171 212L172 211H170L171 209H176V211L174 210L173 211V214H174V212H177L178 213V215H177V213L175 214V215H177L178 217H179V225H176V226H178V230H176V231H179L178 233H177V235H176V239H177V241L175 240V238H173V237H170V235L168 236V235H166V237H169V238H166V239H163L164 237L163 236H161V235H159V236H161V238L164 240V241H162V243L163 242H165L164 244H168V247H169V244L171 243L170 241H172V240H175L176 241V243L174 244L177 248H173V249H177V255H178V257H179V260H178V264H264V129H262V127H264V114L262 115V117H260L259 118V116H257ZM39 118V117H38ZM38 118H36V119H38ZM53 118V117H52ZM182 118V117H181ZM184 118V117H183ZM187 118H186V114H185V120H184V122H187ZM202 118V119H203ZM215 118V120L213 119V120H211L210 122H213V124H215L216 125V123H214V121H216L217 119H216V117H214ZM224 118H225V120H224ZM227 118V119H226ZM241 118H242V116H241ZM54 119V118H53ZM53 119H51V120H53ZM100 119V118H99ZM198 119V118H197ZM221 119V118H220ZM239 119L237 120L238 122H242V124H240L239 126L241 127L242 125V128L244 127V124H245V121H244V124H243V121H242V119H240V121H239ZM50 120V121H51ZM182 120V119H181ZM206 120H205V122L204 123H206ZM229 120V119H228ZM54 121V120H53ZM100 121V120H99ZM159 120H157V122H158ZM161 121V120H160ZM229 121H231V120H229ZM233 121H236V120H233ZM236 121V122H237ZM183 121H182V123H183V125H182V123H180V121H179V123L184 127L185 125H186V123H184ZM189 122H191V121H189ZM209 121H208V124L210 123ZM217 122V121H216ZM232 122V121H231ZM248 122V121H247ZM251 122V121H250ZM257 122V123H258ZM155 123V122H154ZM154 123H152V124H154ZM158 123H160V122H158ZM161 123H166V121H161ZM192 123V124H193ZM227 123V122H226ZM230 123V122H229ZM228 123V124H229ZM258 123V124H259ZM180 124H178L179 126H180ZM191 124V123H190ZM201 124H203V122L201 123ZM201 124H199V125H201ZM207 124V123H206ZM206 124H204L203 125V128H201L203 131H204V129H205V125ZM207 124V125H208ZM213 124H211V126L213 125ZM225 124V123H224ZM233 124H234V122H233ZM233 124H231V125H233ZM238 124V123H237ZM250 124V123H249ZM12 125V124H11ZM10 125V126H11ZM195 125H197V127H198V124H197V122H195ZM206 125V126H207ZM221 125H223L222 123H221ZM251 126H252V122H251V124H250ZM253 125H254V122H253ZM181 126V127H182ZM194 126V125H193ZM193 126L191 125V126H187V127H189V128H187V130L189 129V130H192V131H190L191 133L194 131V129H193ZM202 126V125H201ZM210 126V124H209V127H211ZM217 126V125H216ZM227 126V125H226ZM249 127V125H248V123H247V125H246V127ZM250 126V127H251ZM192 127V129H190ZM208 127V126H207ZM206 127V129H205V131L208 129ZM240 127H238V128H240ZM186 128H184L185 130H186ZM195 128V127H194ZM254 127H252L251 129H253ZM177 129H179L180 130V127H178ZM183 129V128H182ZM183 129V130H184ZM196 129V128H195ZM212 129V127L211 128H209V130L208 131H210ZM229 129V128H228ZM250 129V128H249ZM250 129V130H251ZM182 130V131H183ZM186 130V134H189L190 132H189V130L187 131ZM239 130V129H238ZM253 130H255V128L253 129ZM253 130H251L252 132H253ZM178 131V130H177ZM196 131V132H195ZM194 132H195V134H197L198 133V131H200L199 130V127H198V129H196ZM204 131V132H205ZM211 131H213V130H211ZM189 132V133H188ZM194 132L191 134V136H196V135H194ZM185 133V132H184ZM199 133H201V131L199 132ZM250 133V134H249ZM80 134L81 133H79V135H78V138L80 137ZM179 134H180V132H179ZM229 134V135H228ZM82 135V134H81ZM181 135H182V132H181ZM184 136H186L185 134H183ZM182 135V136H183ZM240 135V134H239ZM184 136H183V138H184ZM189 135H187V139H184V140H186V141H184L183 139H182V141H181V143L183 144L184 142V144L183 145H185L186 144V146H183L184 148L185 147H187L188 146V144H187V142L188 141H190V139H192L190 136V138L188 137ZM198 136V135H197ZM254 137V138H252V137ZM180 137V136H179ZM202 137V136H201ZM188 138H189V140H188ZM202 138H204V136L202 137ZM207 138H205V140L207 139ZM75 139H76V137H75ZM74 139V140H75ZM169 139V138H168ZM168 139H166V140H168ZM193 139H194V141L195 140H198L199 139V141L201 142V141H203V140H200L201 138H200V135H199V137L198 138H196L195 139V137H193ZM260 139V141L262 142H257L258 140ZM177 140V139H176ZM179 140H181L180 138H179ZM213 140V141H214ZM225 140H226V137H225ZM235 140H236V142H235ZM237 141L239 142V143H237ZM243 141H242V143H243ZM246 141H248V139L246 140ZM251 141V140H250ZM250 141H248L249 143H250ZM191 142V141H190ZM248 142L246 143V144H248ZM164 143L166 144V142L164 141ZM168 143H169V141H168ZM214 143H217V141L215 142L214 141ZM241 143V144H242ZM181 144V145H182ZM246 144H245V147H246ZM176 146H181L179 143L178 144H175ZM174 145V147H176ZM191 145H193L194 146V143H190L189 144V146H188V148L189 147H191L192 148V146ZM199 145H201V144H199ZM215 145H217V144H215ZM224 145V146H223ZM178 146V147H179ZM196 146V145H195ZM254 146H255V148H254ZM174 147L173 148H171V149H174ZM177 147V148H178ZM181 148V147H179L180 149H184V148ZM201 147V148H200ZM247 147H249V146H247ZM252 147H250L251 149H252ZM176 148V149H177ZM194 148V147H193ZM216 148H218V149H220L219 148V146H217ZM216 148H213L214 150H216ZM226 148V147H225ZM250 148H248V149H250ZM186 149V148H185ZM195 149V148H194ZM197 149H198V147H197ZM213 149H211V153H212V151H214ZM217 149V150H218ZM256 149L258 150V152L256 151ZM175 150V149H174ZM191 151H195L196 152V154H197V151L198 150H192V149H190ZM189 150V151H190ZM201 150V151H202ZM209 150H210V148H209ZM13 151V150H12ZM16 151V150H15ZM166 151L167 150H165V153H166ZM200 151V152H201ZM256 151V152H255ZM174 152V151H173ZM194 152V153H195ZM199 151H198V153H200ZM204 152H207L208 154H209V156H208V154L206 153V155H205V153ZM217 153V151H214L213 152V154H216ZM219 152H220V150H219ZM244 152H246V150L244 151ZM11 153H13V152H11ZM191 153V155L193 156V152H189V154ZM226 153V154H227ZM170 154H172V152L170 153ZM169 154V155H170ZM188 154V153H187ZM202 154V152L200 153V155H203ZM13 155V154H12ZM75 155V154H74ZM167 155V154H166ZM190 155V156H191ZM199 155V154H198ZM199 155V156H200ZM76 156H77V154H76ZM76 156H74L75 158H76ZM79 156H81V154H79ZM175 156V155H174ZM190 156L188 157V159L190 158ZM237 156L235 157V159L233 158V160L235 161L236 160V158H237ZM258 156V155H257ZM177 157V156H176ZM196 160H197V158L195 157V155L193 156ZM193 157H191L190 159L193 161ZM225 157H226V155H225ZM231 157H227V159L228 160H231ZM8 158V157H7ZM78 158V157H77ZM168 158H170V157H168L167 156V159ZM223 158V159H222ZM244 158V157H243ZM249 158H251V159H249ZM43 159V158H42ZM41 159V160H42ZM177 159V158H176ZM183 159V158H182ZM185 159H187L186 158V156H185ZM189 159V160H190ZM214 159V160H215ZM7 160V159H6ZM5 160V161H6ZM211 160L213 161V162H211ZM4 161V160H3ZM173 161V160H172ZM195 161V160H194ZM193 161V162H194ZM233 161V162H234ZM237 162H238V160H236ZM33 162V161H32ZM35 162V161H34ZM33 162V164H35ZM39 162V161H38ZM58 162V161H57ZM165 162V161H164ZM177 164L179 163V165H180V161H178L177 162V160L175 161ZM174 162V163H175ZM181 162H184V160L183 161H181ZM200 162V159L198 160V163ZM217 162V161H216ZM236 162V163H237ZM51 163H53V162H51ZM171 163V162H170ZM169 163V164H170ZM185 164H183V163H181V164H183V165H185V167H187V166H189V165H186V162H184ZM189 164H190V162H188ZM198 163H196V162H194V165L195 164H198ZM209 163H207V164H209ZM218 163V162H217ZM232 163V161L230 162V164ZM32 164V165H33ZM173 164V163H172ZM176 164V168L177 169H179V172H177V174L178 173H180V174H182V173H184V169H182V171H181V166H180V168L178 167V165ZM201 164V163H200ZM203 164V163H202ZM206 164V163H205ZM31 165V166H32ZM174 166H175V164H173ZM192 165V164H191ZM35 166V165H34ZM170 166H171V164H170ZM197 166L195 167L196 169H197ZM203 166V165H202ZM162 167V166H161ZM163 167H164V165H163ZM168 167V166H167ZM172 167V166H171ZM217 167V166H216ZM170 168V167H169ZM175 168V169H176ZM183 168H184V166H183ZM190 168H192L191 166H190ZM213 168H212V170H213ZM218 168H216V169H218ZM240 168V169H241ZM142 169V168H141ZM144 169V168H143ZM204 169V168H203ZM215 169V168H214ZM242 169H244V168H242ZM167 170V169H166ZM187 170V169H186ZM193 170V168L191 169V171ZM205 170V169H204ZM182 173H181V172ZM243 173H242V172ZM141 172V171H140ZM166 172V171H165ZM189 172V171H188ZM208 172H206L205 174H207ZM244 172H246V173H244ZM136 173V172H135ZM164 173V172H163ZM233 174L232 176H230L231 174ZM139 174V173H138ZM208 174V175H209ZM164 175V174H163ZM187 175V174H186ZM190 175L192 176V172H190ZM194 175V174H193ZM219 175V176H218ZM175 176H176V174H175ZM174 176V177H175ZM182 176H183V174H182ZM184 176H185V173H184ZM170 177V176H169ZM195 177V176H194ZM194 177L192 178V179H194ZM200 177V178H199ZM208 177V178H207ZM182 178H184V177H182ZM196 178H195V180H196ZM171 179V178H170ZM170 179H168V180H170ZM168 180H166V181H168ZM184 180V179H183ZM194 180V181H195ZM196 180V181H197ZM132 181H133V179H132ZM185 181V183L187 182V179H185L184 180ZM193 180H191V182H192ZM195 181V182H196ZM203 182L202 183V185H203V188H201L202 186H200L199 187V184L201 183V182ZM183 182V181H182ZM130 183V182H129ZM169 183V184H168ZM131 184V183H130ZM134 184V183H133ZM166 184H168L167 186L169 187L170 186V184L172 185V183H170V181L169 182H167ZM184 184V183H183ZM188 184V183H187ZM42 185V184H41ZM192 185V184H191ZM195 185V184H194ZM201 185V184H200ZM32 186V185H31ZM133 186V185H132ZM33 187V186H32ZM85 187V186H84ZM173 187H175V186H173ZM38 188V187H37ZM170 188V187H169ZM172 188V187H171ZM170 188V189H171ZM191 188V187H190ZM200 188H201V191H200ZM174 189V188H173ZM177 189V188H176ZM175 189V190H176ZM178 189H179V187H178ZM181 189V188H180ZM180 189H179V191H180ZM27 190V189H26ZM196 190V189H195ZM186 192H187V190H185ZM198 193H200V194H198ZM81 194V193H80ZM84 194V193H83ZM186 194V193H185ZM26 195V194H25ZM173 196V195H172ZM24 197V196H23ZM165 197V196H164ZM79 198V197H78ZM172 198V197H171ZM177 198H178V196H177ZM169 200V199H168ZM121 201V200H120ZM174 202V201H173ZM172 202V203H173ZM165 203V202H164ZM168 204V203H167ZM64 205V204H63ZM169 211H168V210ZM155 210V209H154ZM154 210L152 209V210H150V211H153L154 212ZM162 210V209H161ZM52 213V212H51ZM160 213V212H159ZM161 213H162V211H161ZM149 215H150V213H148ZM152 214H156V213H152L151 212V215ZM167 213L165 212V215H166ZM84 215V214H83ZM148 215V216H149ZM160 215V214H159ZM162 215H163V213H162ZM147 216V217H148ZM155 216V215H154ZM154 216H152V217H154ZM168 216H169V214H168ZM139 217V216H138ZM137 217V218H138ZM165 217V216H164ZM167 217V216H166ZM85 218V217H84ZM109 218V217H108ZM136 218V219H137ZM67 219V218H66ZM121 219V218H120ZM139 219V218H138ZM143 219V218H142ZM145 219V218H144ZM33 220V219H32ZM74 220H75V218H74ZM123 220V222L120 220V223H123V224H126V223H124V221L126 220V221H129V220H127V219H122ZM147 220V219H146ZM172 220V219H171ZM176 220H177V218H176ZM85 221V220H84ZM125 221V222H126ZM131 221V220H130ZM129 221V222H130ZM139 221H140V219H139ZM164 221V220H163ZM175 221V220H174ZM72 222V221H71ZM76 222V221H75ZM80 222V221H79ZM119 222V221H118ZM129 222H127V224L129 223ZM137 222V221H136ZM141 222V221H140ZM139 222V223H140ZM171 222V221H170ZM132 223H134V222H131V224ZM138 223V222H137ZM142 223V222H141ZM145 223V222H144ZM176 223H178V221L176 222ZM37 224V223H36ZM65 224V223H64ZM63 224V225H64ZM73 224V223H72ZM99 224V223H98ZM117 224V223H116ZM131 224H129V225H131ZM153 224V223H152ZM157 224V223H156ZM31 225V224H30ZM61 225V224H60ZM80 225H81V223H80ZM129 225H127V226H129ZM149 225V224H148ZM174 225V224H173ZM115 226V225H114ZM131 226H135V224L134 225H131ZM129 227V228H132V227ZM142 226V225H141ZM144 226V225H143ZM33 227V226H32ZM61 227V226H60ZM69 227V226H68ZM113 227V226H112ZM22 228V227H21ZM59 228V227H58ZM123 228H125V227H123ZM127 228V227H126ZM125 228V229H126ZM146 228V227H145ZM144 228V229H145ZM23 229V228H22ZM50 229V228H49ZM62 229V228H61ZM117 230L118 229V226L117 227H114L113 229H112V231L113 230ZM147 229V228H146ZM174 228H172V229H170L171 230V232H174V231H172ZM33 230V229H32ZM31 230V231H32ZM37 230H39V229H37ZM92 230V229H91ZM164 230H166V228L164 229ZM107 231V230H106ZM108 231H109V229H108ZM111 231V232H112ZM175 231V232H176ZM93 232V231H92ZM114 232V231H113ZM35 233V232H34ZM34 233H32L31 234V237H32V235L34 234ZM87 233V232H86ZM121 233H122V231H121ZM169 233V232H168ZM26 234H29V233H27L26 232ZM25 234V236H27ZM89 234V233H88ZM105 234V233H104ZM103 234V236H106V234L104 235ZM125 234V233H124ZM172 234V233H171ZM176 234V233H175ZM38 235V234H37ZM110 235V234H109ZM109 235L107 236V237H109ZM173 235V234H172ZM30 236V235H29ZM39 236V235H38ZM37 236V237H38ZM110 236H112V235H110ZM28 237V236H27ZM40 237V236H39ZM38 237V238H39ZM106 237V238H107ZM35 238V241L38 239H36V237H32L31 238V240H33ZM114 238V237H113ZM160 238V237H159ZM28 239L30 240V238L28 237ZM80 239V238H79ZM161 239V240H162ZM169 239V241H167ZM24 240V239H23ZM29 240H28V244H29ZM113 240V239H112ZM160 240V241H161ZM19 241H21V240H19ZM25 241H27V240H25ZM24 241V242H25ZM34 241V240H33ZM33 241H31L30 242V245L31 244H33ZM52 241V240H51ZM174 241V242H175ZM13 242H15V241H13ZM15 243H18V241L17 242H15ZM21 243V242H20ZM38 243V242H37ZM41 243V242H40ZM44 243V242H43ZM82 243V242H81ZM155 243V242H154ZM160 243V242H159ZM161 243V244H162ZM24 243L22 242V245H23ZM173 243H171L170 245H172ZM0 245H1V243H0ZM26 243L23 245V247H25V250H26ZM34 246H37V244L35 245V244H33ZM32 245V247H34ZM40 245V244H39ZM38 245V246H39ZM45 245V244H44ZM17 246H19V245H16V246H14V249H15V252H16V250H18V249H16V247ZM38 246H37V249H38ZM41 246H43L42 244L40 245V247ZM161 246H164V245H161ZM165 246H167V245H165ZM1 247V246H0ZM10 247H13V246H10ZM27 247L29 248V245H27ZM31 247V246H30ZM79 247V246H78ZM149 247V246H148ZM174 247V246H173ZM28 248H27V250H28ZM34 248H36V247H34ZM33 248V249H34ZM43 248V247H42ZM41 248V249H42ZM80 248V247H79ZM153 248H155V247H153ZM36 249V250H37ZM145 249V248H144ZM148 249V248H147ZM11 249H9V251H10ZM25 250H23L22 252H24L25 253ZM27 250H26V253H29V252H27ZM30 250H31V248H30ZM43 250V249H42ZM150 250H151V247H150ZM149 250V251H150ZM9 251H6V252H4V253H2V252H0V258L1 259H11V260H17L18 258H17V253H11V252H9ZM19 251H21V250H19ZM34 251V250H33ZM39 251V250H38ZM37 251V252H38ZM45 251V250H44ZM156 251V250H155ZM14 252V251H13ZM36 252V253H37ZM42 252V251H41ZM148 252V251H147ZM19 253V252H18ZM40 253V252H39ZM74 253V252H73ZM151 253V252H150ZM172 253H173V251H172ZM38 254V253H37ZM75 254V253H74ZM84 254V253H83ZM83 254L81 253V255L83 256ZM134 254V253H133ZM32 255V254H31ZM40 255V254H39ZM42 255H43V252H42ZM84 255H86V254H84ZM129 255V254H128ZM36 256V255H35ZM72 256V255H71ZM80 256V255H79ZM131 256V255H130ZM42 257H46V256H42ZM134 257V256H133ZM136 257V256H135ZM138 257V256H137ZM140 257V256H139ZM166 257V256H165ZM169 257V256H168ZM176 257V256H175ZM174 257V258H175ZM29 258H30V256H29ZM32 258V257H31ZM83 257H81L80 258V260L82 259ZM86 258V257H85ZM85 258H84V260H85ZM33 259V258H32ZM163 259V258H162ZM44 260V259H43ZM83 260V259H82ZM138 260V259H137ZM2 261V260H1ZM61 261V260H60ZM139 261V260H138ZM160 261V260H159ZM159 261H158V263H159ZM81 262V261H80ZM117 262V261H116ZM140 262V261H139ZM42 263V262H41ZM66 263V262H65ZM121 263V262H120ZM119 263V264H120ZM125 263V262H124ZM161 263H162V261H161ZM160 263V264H161ZM172 263V262H171ZM16 264H18L17 263V261H16ZM33 264V263H32ZM59 264V263H58Z\"/></svg>",
  "mask_w": 264,
  "mask_h": 264
}]
</instances>
